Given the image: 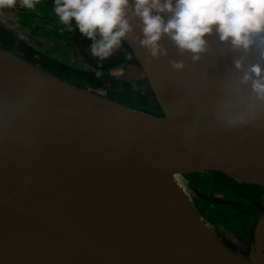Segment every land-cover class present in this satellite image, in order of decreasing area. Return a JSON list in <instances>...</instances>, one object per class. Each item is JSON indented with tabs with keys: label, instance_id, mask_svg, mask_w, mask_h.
Here are the masks:
<instances>
[{
	"label": "water",
	"instance_id": "1",
	"mask_svg": "<svg viewBox=\"0 0 264 264\" xmlns=\"http://www.w3.org/2000/svg\"><path fill=\"white\" fill-rule=\"evenodd\" d=\"M129 23L132 30L118 46L133 52L137 62L133 66L146 83L142 87L151 90L162 117L74 87L59 72L44 69L0 46L7 57H16L32 67L22 69L0 61V149L5 165L0 175V262L37 256L45 258L46 264H149L134 254L132 245L120 240L119 232L114 234L116 248L105 244L89 218L82 216L76 199L68 194L67 175L73 177L74 173L61 167L59 160L66 146H56L50 131L75 115L127 152L171 165L176 174L219 172L236 182L264 188V109L244 125L227 127L217 119L221 81L231 57L213 59L204 54L193 62L188 53H180L167 36H162L159 43L168 46L173 61L184 62L177 69V79L164 80L146 60L148 50L140 44L139 19L130 17ZM85 52L93 54L91 48ZM57 107L67 113L46 123L42 113H58ZM187 123L200 127L209 138L175 136ZM248 170L254 172V180L238 177ZM77 177L85 194L79 173ZM90 181L83 180L85 184ZM92 193L87 190L86 197ZM188 198L200 228L201 224L209 226L210 220ZM98 217V226L101 222L106 225L107 221ZM165 226L171 227L167 219ZM211 234L207 236L218 241L214 243L211 238L212 243L235 261L264 264V213L246 255L230 249L215 231ZM172 247L173 257L180 263L196 261L197 256L187 255V247Z\"/></svg>",
	"mask_w": 264,
	"mask_h": 264
},
{
	"label": "bare ground",
	"instance_id": "2",
	"mask_svg": "<svg viewBox=\"0 0 264 264\" xmlns=\"http://www.w3.org/2000/svg\"><path fill=\"white\" fill-rule=\"evenodd\" d=\"M161 45L166 54L153 57L148 51L146 60L164 80H175L179 72L172 67L173 58L168 46ZM0 61L17 68L32 69L18 58L7 57L1 52ZM57 109L58 113L40 111L46 123L55 122L67 113L66 109ZM204 118L208 116L204 115ZM174 135L180 138H209L194 123L185 124ZM50 137L56 146H66L59 162L65 171L74 173L72 177L64 171L68 194L76 199L83 209L82 216L89 218L92 229L105 244L116 248L114 234L119 232L120 240L132 245L134 254L149 264H182L173 257L172 245L180 249L187 247L188 256H197L193 264H242L227 256L201 231L198 217L179 186L171 165L152 162L127 152L95 129L87 127L78 115L52 129ZM4 168L0 149V175ZM238 177L254 180V172L248 170ZM85 179L91 180L90 184H85ZM87 190L94 193L86 197ZM98 214L101 220L107 221L106 225L101 222L98 226V221H95L99 219ZM165 219L170 221V229L166 228ZM0 263L46 264V259L29 256L10 258Z\"/></svg>",
	"mask_w": 264,
	"mask_h": 264
},
{
	"label": "clouds",
	"instance_id": "3",
	"mask_svg": "<svg viewBox=\"0 0 264 264\" xmlns=\"http://www.w3.org/2000/svg\"><path fill=\"white\" fill-rule=\"evenodd\" d=\"M15 0H0L12 6ZM34 7V0H21ZM53 11L71 28L98 37L93 54L107 56L140 21V44L151 56L166 54L162 36L193 62L204 54L231 57L221 81L217 119L227 127L247 124L264 109V0H54ZM181 69L182 60L172 61Z\"/></svg>",
	"mask_w": 264,
	"mask_h": 264
},
{
	"label": "rangeland",
	"instance_id": "4",
	"mask_svg": "<svg viewBox=\"0 0 264 264\" xmlns=\"http://www.w3.org/2000/svg\"><path fill=\"white\" fill-rule=\"evenodd\" d=\"M35 7L39 8L38 0H34V7L32 8H27L23 6L21 0H15V3L12 6H0V26L2 25L5 29L13 31L16 35H22L23 37H25L24 40L31 43V45L34 48L40 49L42 52L43 51L48 52L49 54L52 53V55L56 57V59H59L60 61L70 63L76 67L77 66L81 67L80 66L81 58H73L70 56L68 51H66L65 47L68 46L67 45L69 43L68 41H71L68 39L66 32L57 31V29L54 26L55 25L53 22L54 17L52 15L46 17L47 19L44 20L52 21L53 25L49 23L48 24L45 23L46 25H43L44 24L42 23L43 20L42 18H40L41 15L40 16L38 15V14L43 15V10H40V12L37 11L36 14L33 11ZM46 27H48V29H46ZM131 56L133 57V52ZM133 65L136 64L130 65L129 63H123L121 65H118L116 68L107 71V75L109 78L112 79L120 78L126 84H132L140 87L146 85L141 73H138L137 72L138 70H135ZM47 70L54 71L51 68ZM68 83L74 87L88 90L96 94H99L101 96L108 95V90L105 91L104 89H95V88L86 87L83 84H76V82H72L70 80H68ZM155 111H156V116L159 117L163 116L159 109ZM207 175L210 176L208 181L207 179L204 178ZM212 175H213L212 173L209 174L193 173L188 175L177 173L176 179L179 186L182 188V190H184V192L187 194L188 197L192 198L193 189L195 188V186L199 188L198 190L205 192L206 196L208 198H211L213 201L197 200L195 203L198 206L199 212L204 214L208 210L207 212L211 214L210 218H212L213 220L212 223L213 226L223 229L225 232H227L230 238L234 237L239 240V238H241L242 233H244V235H247L248 233L247 230H245V228L240 229L241 225L239 223H241V220L234 219V216L237 217L236 213L237 212L241 213L242 216L246 219L245 221L246 223H244L246 226L250 218L252 217L258 218L261 215L260 213H262V211L264 213V209L261 212L257 211L256 209H252L251 201L247 200L242 202V200H238L239 196L234 195V193H232L228 189V187H226V189H228L229 192L226 193V190H224L221 187L211 186L210 178L213 177ZM227 186H230L232 188L233 185L228 184ZM238 186H241L240 187L241 189L242 187L245 188L244 185H237L236 187ZM260 189L263 194L258 196L256 201L261 206L262 205L264 206V188L260 187ZM195 191L197 190L195 189ZM227 198L228 200H226ZM214 199L222 200V201H220L219 204H216L217 201H214ZM237 207L241 209H238ZM201 229L202 231H204L206 235L209 236L210 235L212 236L211 231L212 230L214 231V228L212 227L211 224H209V226H204L203 224H201ZM212 240L214 243L218 244L217 240L215 241L214 238H212Z\"/></svg>",
	"mask_w": 264,
	"mask_h": 264
},
{
	"label": "flooded vegetation",
	"instance_id": "5",
	"mask_svg": "<svg viewBox=\"0 0 264 264\" xmlns=\"http://www.w3.org/2000/svg\"><path fill=\"white\" fill-rule=\"evenodd\" d=\"M38 1H39V8L35 7L33 11L37 14V11L40 12V10H43V15L38 14L39 16L41 15L40 18H42L43 20L42 21V23H44L43 25H46L45 23L47 24L49 23L53 25L52 21H47L44 19H47L46 17L50 15L54 17L53 22L55 24L54 26L57 29V31L66 32L68 39L71 40V41H68L69 42L67 44L68 46L65 47L66 51H68L70 56L73 58H81L80 59L81 67H78V66L76 67L70 63L60 61L59 59H56V57H54L52 53L49 54L48 52H44V51L42 52L40 49L34 48L31 45V43L24 40L25 37H23L22 35H16L13 31L5 29L2 25L0 26V28H3L5 31L9 32L16 40L21 41L22 43L26 44L29 48H31L33 51H35V54L33 55L35 62L39 64L42 63L46 65L48 68L55 69L57 71H58L59 66L62 68H68V69L70 68L72 70L81 71L87 74L92 73V75L100 79L101 77L105 76L107 78V81L110 83V85L113 83H115L116 86L118 84L119 85L126 84L120 78L118 79L109 78L107 75V71H110L111 69L116 68L118 65H121L123 63H129L130 65L131 64L137 65L135 59L133 58L134 56L133 57L131 56L132 51L130 49H126L124 48L123 45H120L118 47L117 46L114 47L111 50L110 54L107 56H97L92 53H90L89 55L85 51L91 48L92 44L94 43V40L97 39L98 37H88L86 34L81 33L79 29L76 27L74 21L70 20L69 22L71 24V28L64 25L53 11L54 0H38ZM46 29H48V27H46ZM114 92L115 90L113 89L112 94ZM110 96L115 97L114 95H110ZM212 176H213L212 177V180H213L214 175ZM224 181L225 183L224 184L222 183L223 185L221 186H225L223 189L226 190V193H228L230 190L232 193H234V195L239 196L238 200H242V202L247 201V200L251 201L252 203L251 208L256 209L259 212H261L264 209V206L263 205L261 206L256 201L257 197L263 194L261 192L260 187H256L253 185L235 184L231 188L230 186H227L228 185L227 180L225 179L221 180V182H224ZM237 185H244L245 188L242 187L241 189L240 188L241 186L236 187ZM226 187H228L229 190L226 189ZM219 202L220 201H217L216 204H219ZM260 207H261V210H260ZM238 209H241V208H238ZM236 214H237V217L234 216V219L241 220V223H239L241 225L240 229L245 228V230H247V233H248L247 235H244V233H242L241 238H239V240L234 237L230 238L227 232H225L223 229L213 226V224L211 225L214 228V231L218 234V236L222 240V242H224L230 249L236 250L238 252H242L243 254L246 255L250 250V244L252 243V240H253L254 230L259 221L260 216L258 218L257 217L250 218L249 222H247L248 225L246 224L245 226L244 223H246L245 222L246 219L242 216L241 213L237 212Z\"/></svg>",
	"mask_w": 264,
	"mask_h": 264
},
{
	"label": "trees",
	"instance_id": "6",
	"mask_svg": "<svg viewBox=\"0 0 264 264\" xmlns=\"http://www.w3.org/2000/svg\"><path fill=\"white\" fill-rule=\"evenodd\" d=\"M0 46L9 52L24 57L26 60L34 64L40 65L44 69H49L46 65L35 62L33 57L35 51H33L21 41L16 40L9 32L5 31L3 28H0ZM53 70L62 74L66 78V80L76 82V84H83L86 87L95 89H104L105 91L108 90V95H106L105 97L112 101L118 102L138 111L156 115L155 110H158V107L155 102L154 95L152 94L151 90L146 87H140L132 84H118L116 86L115 83L110 85L105 76L101 77L100 79L96 78L94 75H92V73L87 74L81 71L72 70L70 68H62L60 66L58 68V71L55 69ZM113 89L115 90V92L112 94ZM110 95H114L115 97H111ZM212 174L214 175V179L212 180V178H210V183L211 186L214 187L217 185L218 187L224 188L225 186H221L225 183V181L221 182L222 179L227 180V183L231 185H249L236 182L219 172H212Z\"/></svg>",
	"mask_w": 264,
	"mask_h": 264
},
{
	"label": "crops",
	"instance_id": "7",
	"mask_svg": "<svg viewBox=\"0 0 264 264\" xmlns=\"http://www.w3.org/2000/svg\"><path fill=\"white\" fill-rule=\"evenodd\" d=\"M195 186V185H194ZM195 189L197 190V191H195ZM199 188H197L196 186H195V188L193 189V196H192V199L196 202L197 200H201V201H204V200H207L206 198H208L207 196H206V194H205V192H202V191H200V190H198ZM217 201H222V200H217ZM195 206H196V208L198 209V206L196 205V203H195ZM199 210V209H198ZM208 211V210H207ZM205 212L204 214H202L201 213V215L206 219V220H210V222H211V224L213 223V220H212V218H210L211 217V214L209 213V212ZM209 218V219H208Z\"/></svg>",
	"mask_w": 264,
	"mask_h": 264
}]
</instances>
